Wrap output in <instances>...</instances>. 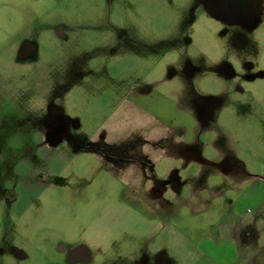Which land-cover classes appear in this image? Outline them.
I'll return each instance as SVG.
<instances>
[{"label":"rangeland","instance_id":"obj_1","mask_svg":"<svg viewBox=\"0 0 264 264\" xmlns=\"http://www.w3.org/2000/svg\"><path fill=\"white\" fill-rule=\"evenodd\" d=\"M167 130L200 142L174 157ZM251 164L264 0H0V264H221L208 189Z\"/></svg>","mask_w":264,"mask_h":264},{"label":"crops","instance_id":"obj_2","mask_svg":"<svg viewBox=\"0 0 264 264\" xmlns=\"http://www.w3.org/2000/svg\"><path fill=\"white\" fill-rule=\"evenodd\" d=\"M159 138L160 140L170 139L169 143L172 145L171 154L177 158L187 156L183 155V148L192 149L194 145L200 142V137L187 140L179 138L175 133L169 130H167V132H162ZM252 156L251 158L262 157V155L258 157ZM248 166V168L244 167V169H239V172H237L239 178L235 180L237 184L233 188L225 187L221 193H215V188L217 190L224 185L215 183L216 187L214 189H208L210 193L213 194L214 203L218 204L222 203V201L229 202V208L221 212L222 216L220 217H222V220H225V222L222 224V227L218 226L219 232L218 235H215L217 241L207 240L206 243L209 248H211L210 246H216L221 264H244L241 262L242 253H244L241 247L243 244L250 245L249 241L256 235L253 230L257 228L259 222H264V166L260 167L253 164ZM220 174L223 179L228 173L222 170ZM217 179H221V177H217ZM190 187V192H192V194L186 196V198L191 200L194 198L201 200L205 199L204 196L201 195V192L207 189L206 186L198 188L191 185ZM211 230L213 231L214 229ZM211 233L212 232H209L208 236L204 237V239L213 237L214 235ZM239 234L242 238V242H239V240L237 241V239H239ZM232 240H234L237 247L231 245ZM261 249L262 251L264 250V245Z\"/></svg>","mask_w":264,"mask_h":264},{"label":"flooded vegetation","instance_id":"obj_3","mask_svg":"<svg viewBox=\"0 0 264 264\" xmlns=\"http://www.w3.org/2000/svg\"><path fill=\"white\" fill-rule=\"evenodd\" d=\"M146 93V92H145ZM149 93L151 92H147L145 95H148ZM50 112L52 113L51 117L53 119V121L55 120L56 121V118H58L59 114H58V111H57V108L54 106V105H51L50 106ZM59 120V119H58ZM65 123V122H64ZM57 125V124H56ZM58 126V125H57ZM64 128V125L62 126ZM63 131H60L58 130V128H54L50 131H48L47 133L44 134V138L47 140V139H50V142H55V141H58L59 138H60V135H57L58 133L61 134Z\"/></svg>","mask_w":264,"mask_h":264}]
</instances>
